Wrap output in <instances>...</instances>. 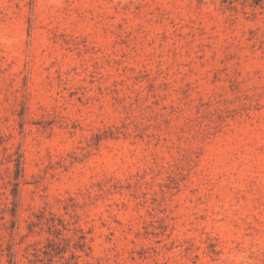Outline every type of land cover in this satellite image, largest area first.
<instances>
[{
	"label": "rangeland",
	"instance_id": "rangeland-1",
	"mask_svg": "<svg viewBox=\"0 0 264 264\" xmlns=\"http://www.w3.org/2000/svg\"><path fill=\"white\" fill-rule=\"evenodd\" d=\"M0 264H264V0H0Z\"/></svg>",
	"mask_w": 264,
	"mask_h": 264
}]
</instances>
